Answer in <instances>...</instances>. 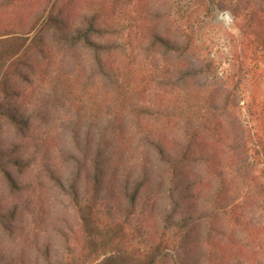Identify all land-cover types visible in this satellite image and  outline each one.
I'll list each match as a JSON object with an SVG mask.
<instances>
[{"label": "trees", "instance_id": "1", "mask_svg": "<svg viewBox=\"0 0 264 264\" xmlns=\"http://www.w3.org/2000/svg\"><path fill=\"white\" fill-rule=\"evenodd\" d=\"M262 84L264 0H0V264H264Z\"/></svg>", "mask_w": 264, "mask_h": 264}, {"label": "rangeland", "instance_id": "2", "mask_svg": "<svg viewBox=\"0 0 264 264\" xmlns=\"http://www.w3.org/2000/svg\"><path fill=\"white\" fill-rule=\"evenodd\" d=\"M187 0H173L175 5H185ZM221 12H226V16L220 15ZM216 25H210L205 27V33L203 40H206L208 44L213 46L214 51H219L218 54L222 58V66L224 67L227 64L226 58L228 57L229 48L233 46L238 38L239 29L236 25V20L233 18V15L228 10H221L216 13L215 18L213 19ZM244 90L246 93H250L252 86L245 85ZM261 88L264 90V84L261 85Z\"/></svg>", "mask_w": 264, "mask_h": 264}, {"label": "water", "instance_id": "3", "mask_svg": "<svg viewBox=\"0 0 264 264\" xmlns=\"http://www.w3.org/2000/svg\"><path fill=\"white\" fill-rule=\"evenodd\" d=\"M220 15H222V16H226L227 13H226V12H221Z\"/></svg>", "mask_w": 264, "mask_h": 264}]
</instances>
